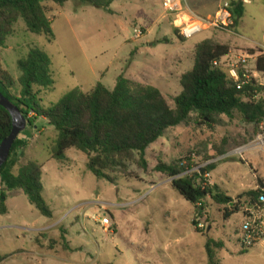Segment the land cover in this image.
I'll use <instances>...</instances> for the list:
<instances>
[{
    "label": "rangeland",
    "instance_id": "obj_1",
    "mask_svg": "<svg viewBox=\"0 0 264 264\" xmlns=\"http://www.w3.org/2000/svg\"><path fill=\"white\" fill-rule=\"evenodd\" d=\"M162 1L117 0L107 11L76 0L63 6L47 2L53 38L33 34L18 21L0 48L2 68L16 82L18 60L32 48L46 53L54 85L38 94L44 109L74 89L88 93L98 83L113 89L120 75L157 88L174 108L180 78L192 69L195 50L203 41L229 46L232 58L250 51L257 57L264 51V0H243L245 16L235 29L210 28L184 41L179 31L175 33L176 16L163 10ZM225 1L185 0L180 17L210 18ZM256 57L246 61L244 70L264 90ZM12 92L18 96L19 88ZM256 100H264V91ZM223 120L214 128L191 123L167 130L146 150V166L133 153L109 174L113 184L94 177L86 155L76 149L67 150L63 161L52 159L56 131L43 118L27 123L18 136L26 145L12 172L27 162L42 166V197L52 218L42 216L22 193L8 197V214L0 215V255L24 253L3 264H208L209 254L216 264H264V248L244 251L239 245L245 205L240 203L239 212L224 219V207L207 198L202 216L195 218L194 206L156 171L159 163L183 161L191 166V174L202 169L198 174L203 175L214 163L216 169L205 176L206 182L239 204V196L256 189L257 178L264 181V147L255 145L257 137L264 136V122L248 123L238 113ZM215 148L227 153L204 162L205 156L216 157ZM237 148L245 149L243 158L232 153ZM103 218L109 227L101 224ZM193 220L203 224L197 226L199 233Z\"/></svg>",
    "mask_w": 264,
    "mask_h": 264
},
{
    "label": "trees",
    "instance_id": "obj_2",
    "mask_svg": "<svg viewBox=\"0 0 264 264\" xmlns=\"http://www.w3.org/2000/svg\"><path fill=\"white\" fill-rule=\"evenodd\" d=\"M69 0H0V48H3L12 35L15 24L22 21L27 30L36 35L53 38L51 20L45 3L52 2L63 6ZM80 5L109 10L117 0H76ZM230 13L235 29L244 17V1L232 0ZM175 33L178 30L175 28ZM182 41L185 39L179 36ZM229 46L212 44L206 40L195 50L194 64L190 71L180 78L181 92L174 99L171 108L161 92L149 85L126 79L120 75L113 89L98 83L90 92L74 89L57 103L44 109L41 107L40 91L52 89V64L42 50L32 48L17 62L20 76L15 82L2 68L0 62V92L19 108L29 125L37 118H43L56 131V139L51 150L52 159L63 161L69 149H76L87 157V168L97 179H105L111 184L109 175L124 162L138 153L142 166H146V150L169 129L194 123L214 128L224 124L223 118L232 119L240 114L248 123L264 122V100H256L262 91L253 80L238 88L223 67L213 63L228 55ZM251 55L255 52L250 51ZM256 71L264 73V51L256 57ZM17 83V84H16ZM19 88L18 96L13 90ZM32 113L33 119L28 115ZM12 131V118L0 106V144ZM19 137L14 142L8 160L0 168V215L8 213L6 201L20 193L28 197L30 203L46 218H52L43 197L42 166L27 162L17 173L12 172L25 147ZM216 157L205 156L204 162L225 155L223 149L215 148ZM216 169L214 163L205 167L203 175L193 174L191 166L183 161L173 164L159 163L156 171L170 179V184L178 194L195 208V218L202 216V204L209 198L218 206L224 207L223 217L228 219L239 212L241 205L256 207L258 197L264 193V181L257 178V187L238 197L239 204L226 196L217 185L207 183L205 176ZM8 194V195H7ZM10 194V195H9ZM243 200V204L241 202ZM195 231L199 225L192 222ZM209 252V246L206 245ZM11 256L0 255V264ZM209 263L212 261L209 254Z\"/></svg>",
    "mask_w": 264,
    "mask_h": 264
},
{
    "label": "built area",
    "instance_id": "obj_3",
    "mask_svg": "<svg viewBox=\"0 0 264 264\" xmlns=\"http://www.w3.org/2000/svg\"><path fill=\"white\" fill-rule=\"evenodd\" d=\"M185 0H163V10L171 15H175L174 24L179 31V34L184 39H190L196 34L210 29H227L233 26V18L230 13V2L226 0L223 2L215 12L214 16L207 19H194L190 14H185L180 17L183 12V3ZM187 18L186 20H184ZM179 23V24H178ZM137 37L141 35L139 30H134ZM256 55H245L240 57H231L230 52L220 61H215V67H223L226 69L229 77L238 84V88L251 82L249 75L244 70L246 61L250 58H255ZM255 145L259 148L264 147V136L259 135L256 139ZM236 156L243 158L245 153L244 148H237L233 152ZM229 155V154H228ZM226 156L222 157L225 158ZM258 204L256 207L245 206L243 210V221L240 228L241 238L239 245L241 250H250L255 247L264 248V193L258 197ZM101 224L109 227V220L103 218ZM200 228L203 224L199 223Z\"/></svg>",
    "mask_w": 264,
    "mask_h": 264
},
{
    "label": "water",
    "instance_id": "obj_4",
    "mask_svg": "<svg viewBox=\"0 0 264 264\" xmlns=\"http://www.w3.org/2000/svg\"><path fill=\"white\" fill-rule=\"evenodd\" d=\"M0 106L10 114L12 118V131L10 135L0 144V168L8 160L10 150L18 136L26 129L27 120L22 115L18 107L0 92Z\"/></svg>",
    "mask_w": 264,
    "mask_h": 264
},
{
    "label": "crops",
    "instance_id": "obj_5",
    "mask_svg": "<svg viewBox=\"0 0 264 264\" xmlns=\"http://www.w3.org/2000/svg\"><path fill=\"white\" fill-rule=\"evenodd\" d=\"M245 6H246V1H244V9H245ZM217 11V8L215 7L214 9H213V13H211V15L212 16H214V14H215V12ZM245 12H246V10H245ZM212 16H210V17H212ZM244 16H245V13H244ZM198 17H206V16H198ZM238 27V26H237ZM260 46H262V48H264V45H260ZM230 52V51H229ZM229 54V53H228ZM246 152V151H245ZM211 185V184H210ZM213 185V184H212ZM8 214V213H7ZM7 214H5V215H7ZM40 232H42V231H39V233ZM22 253H24V251H18V252H15V253H12V254H9V256H11V257H9L7 260H5L3 263H7L10 259V261H13V260H15V259H17V257L19 256V255H21ZM8 256V255H7ZM3 263H1V264H3Z\"/></svg>",
    "mask_w": 264,
    "mask_h": 264
}]
</instances>
